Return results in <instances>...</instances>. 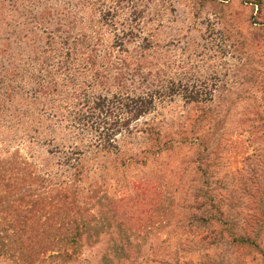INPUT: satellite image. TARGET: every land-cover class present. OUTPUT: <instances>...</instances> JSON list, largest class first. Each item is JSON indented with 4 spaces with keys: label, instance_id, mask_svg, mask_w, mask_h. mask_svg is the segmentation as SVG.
I'll return each mask as SVG.
<instances>
[{
    "label": "rangeland",
    "instance_id": "1",
    "mask_svg": "<svg viewBox=\"0 0 264 264\" xmlns=\"http://www.w3.org/2000/svg\"><path fill=\"white\" fill-rule=\"evenodd\" d=\"M19 2L0 0L7 70L36 73L26 55L46 45L32 32L51 31L63 55L83 35L103 50L125 30L150 75L137 83L125 72L122 88L110 80L92 91L138 95L180 77L207 94L188 101L176 86L103 150L47 116L48 97L33 102L27 73L11 77L12 96L0 92V264H264V0ZM94 68L106 73V60ZM69 146L81 149L75 169L62 165Z\"/></svg>",
    "mask_w": 264,
    "mask_h": 264
},
{
    "label": "trees",
    "instance_id": "2",
    "mask_svg": "<svg viewBox=\"0 0 264 264\" xmlns=\"http://www.w3.org/2000/svg\"><path fill=\"white\" fill-rule=\"evenodd\" d=\"M3 2L8 4L9 2L11 4L13 3L12 7L14 4L24 6L23 3H17V0H2V4ZM42 13L41 11L38 12L37 17L42 18ZM32 14L35 15V12L29 13L30 16ZM23 16L25 17V15ZM26 18L27 16L25 19ZM42 31L43 34L39 35L37 32H32L31 30L35 41L39 43L42 41L41 36L45 35L44 43L47 47L45 46L44 48L42 45L44 49L36 47L31 56L27 53L26 59H29L27 65L30 63L29 67L31 66V69L35 67L34 70H36V73L31 72L30 74L27 73L29 71L28 68H21L20 71L16 68L7 70L9 63H7L8 57H6V53L8 49H11V45H9L8 48V33H0V88H3L0 92L6 97L12 96V90H15L16 87L11 84V77L18 74L22 77L24 73H27L29 81H31L30 83L34 84L33 87H29V94L30 96L32 95L33 102L37 100L39 94L44 96V98L48 97V101L51 100V104L42 102L41 105L45 106V110L49 109L47 116L53 118L56 116L54 114L58 113V116L65 118L66 124L76 132L73 134L74 139L86 136L91 145L102 148L103 150L117 148V137L121 135L122 132L131 133L133 128L132 123L139 120V118L153 108L156 98L173 96L178 93V88H176V86L181 87L182 90L185 89L186 92L183 93V97L188 101H200L205 94H207V92L202 91L201 88H197L195 84L189 85L187 82L182 81L180 77H178L179 80L175 82L168 81L169 86L167 85L165 88L161 85L156 90H149L138 95H130L123 91L108 90V87L105 89L102 87L100 91H92L94 85L106 86L110 83V80L111 83L116 82L117 85L122 88L124 80L126 79L125 72L130 74L134 79L138 78L137 81L135 80L137 83H141L147 79V75H150V73H144L142 69L150 68L149 66L151 63L146 60L143 53H136L135 47H133V52H129V48H125L126 35H136L132 31L126 32L122 30V32L114 34L112 43L106 45L103 50L98 49L97 43H92L89 36L83 35V38L80 40L76 39L74 41L72 39L71 43L74 41L73 46L64 50V54L61 55L60 51H58L59 49L55 48L53 45L54 41L52 40L51 31L46 32L44 29ZM94 33L96 34L98 32L95 31ZM16 35L17 34H15V37ZM22 37H24L23 32L22 36L17 38L21 39ZM93 38L95 41L100 40V37L96 35H94ZM64 43H68L66 38L64 39ZM137 43V48L138 50L140 49V52L141 50L148 49L150 45L147 38H144V44L142 42ZM83 48L88 51L85 58L86 61L80 64L75 63V58L70 55L71 52L75 51L81 53L83 52ZM53 50H55V52L57 50V54H59L60 58L56 59L54 58L56 53L48 52H54ZM102 51L103 54L100 55ZM119 51L125 52L126 55L121 56V52ZM43 52H48V55H42L41 53ZM113 52H119L118 55L120 56H116L117 60L110 58L114 56ZM36 54L42 56L39 57ZM139 57L142 58L139 60ZM97 58L106 60V67L108 68V70H104L106 73L94 68ZM104 65L105 64L102 66ZM113 68L115 70L119 69V71L111 75L110 70ZM122 70L125 71L122 72ZM58 72L62 74L61 83H58L55 78V73ZM86 72H90V80L84 79L78 81V76ZM158 75L159 74L156 76ZM5 77L10 78L6 79ZM3 80H5V82ZM60 84L63 86V89L58 88ZM209 93L211 95V92ZM68 100H71V102ZM59 101H65V106H61ZM0 107H5L1 100ZM58 109H63L65 111L61 112L58 111ZM51 110L54 111V113H50ZM40 111H43V109ZM80 153L81 149L69 146L68 149L63 151L62 165L75 169L78 166L79 158L77 157H79ZM29 240L30 238L27 240L28 245L26 244V246H33L32 242Z\"/></svg>",
    "mask_w": 264,
    "mask_h": 264
}]
</instances>
